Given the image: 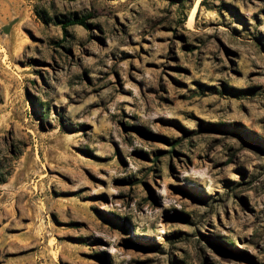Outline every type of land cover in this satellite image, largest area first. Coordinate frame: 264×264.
<instances>
[{"label":"rangeland","instance_id":"1","mask_svg":"<svg viewBox=\"0 0 264 264\" xmlns=\"http://www.w3.org/2000/svg\"><path fill=\"white\" fill-rule=\"evenodd\" d=\"M0 264H264V0H0Z\"/></svg>","mask_w":264,"mask_h":264},{"label":"trees","instance_id":"2","mask_svg":"<svg viewBox=\"0 0 264 264\" xmlns=\"http://www.w3.org/2000/svg\"><path fill=\"white\" fill-rule=\"evenodd\" d=\"M88 18L87 16L85 17H80V18H74L68 22L65 23V28L67 26H70V25H79V26H82L86 29H89L90 28V24L88 23Z\"/></svg>","mask_w":264,"mask_h":264}]
</instances>
